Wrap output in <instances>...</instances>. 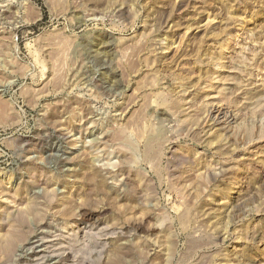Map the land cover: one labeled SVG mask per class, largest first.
Listing matches in <instances>:
<instances>
[{
	"label": "rangeland",
	"instance_id": "rangeland-1",
	"mask_svg": "<svg viewBox=\"0 0 264 264\" xmlns=\"http://www.w3.org/2000/svg\"><path fill=\"white\" fill-rule=\"evenodd\" d=\"M0 264H264V0H0Z\"/></svg>",
	"mask_w": 264,
	"mask_h": 264
}]
</instances>
